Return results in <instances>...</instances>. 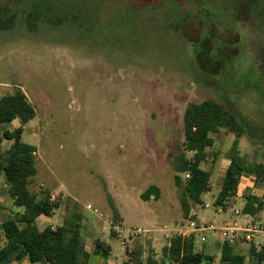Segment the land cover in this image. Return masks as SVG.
Masks as SVG:
<instances>
[{
  "label": "rangeland",
  "instance_id": "1",
  "mask_svg": "<svg viewBox=\"0 0 264 264\" xmlns=\"http://www.w3.org/2000/svg\"><path fill=\"white\" fill-rule=\"evenodd\" d=\"M157 3L0 0V23L14 18L11 28L0 30V99L22 89L37 112L23 134L37 148L38 172L30 189L40 197L50 192L59 204L50 219L55 225H63L75 212L83 216V225L99 220L96 239L88 242L92 251L106 242L113 251L111 260L126 249L133 259L144 246V260L155 250L162 256L179 227L196 218L222 227L236 209L242 210L245 195L264 198V180L246 175L229 209L214 207L235 145L249 165H264V97L248 88L260 86V78L251 72L252 44L263 41L264 34L235 26L237 37L230 27L212 28L208 18L186 20L173 0H163L160 9L150 6ZM37 4L40 20H31L35 31H30L27 15ZM222 56L232 58L230 67ZM208 98L236 112L246 133L237 138L223 129L213 135L215 144L202 164L212 174V191L204 205L193 208L194 217L187 218L173 156L185 140L188 105ZM19 127L20 120H15L1 126L0 134ZM12 145L3 140L4 158ZM4 178L1 171L2 195L8 193ZM151 186L160 188V199L145 201L142 195ZM109 197L121 214L118 223ZM5 204L0 205V248L5 245L3 222L24 210ZM256 219L264 222V210ZM110 222L144 232L123 247ZM206 236L207 243L196 237V250L219 254L217 237L213 232ZM91 258L93 264L105 261L103 255Z\"/></svg>",
  "mask_w": 264,
  "mask_h": 264
},
{
  "label": "trees",
  "instance_id": "2",
  "mask_svg": "<svg viewBox=\"0 0 264 264\" xmlns=\"http://www.w3.org/2000/svg\"><path fill=\"white\" fill-rule=\"evenodd\" d=\"M173 1L176 3V9L186 20L197 17L208 18L211 20L212 28L220 26V28L230 27L235 30L234 27L237 26L241 32L259 31L264 34V0ZM162 2L163 0H160L158 5L150 6L160 9L163 6ZM39 9L38 4L30 7L27 15L30 31H35L30 24L31 20H40V16L36 14ZM3 11L9 12L7 8ZM13 22L14 18L2 21L0 30L11 28ZM252 49L254 50L251 72L260 78V86L257 85L255 88V84H251L248 88L253 92L255 89L259 93L261 91L262 95L258 96L263 98L264 39L263 41L257 39L252 44ZM221 59L225 65L229 66L232 58L228 60L222 56ZM36 117V109L22 89H17L14 94L0 99V127L11 124L15 120L21 122V127L12 132L4 131L0 134V172H4L14 206L24 209L22 212L9 215L2 224L5 245L0 248V264H13L15 261L24 259H28L33 264H88L90 253L85 249L82 233L83 226L86 225H83V216L79 212L66 217L63 225L55 230L52 227L41 230L37 224L39 217H52L60 206L51 200L50 192L40 197L30 189L38 172L35 158L37 148L26 143L23 140V134L25 126ZM223 129L233 133L237 138H242L246 133L239 115L217 99L208 98L188 105L184 116L185 140L173 156L175 184L180 191V202L187 218H190L193 208L204 205V197L212 191V174L203 169L202 164L207 160L208 149L215 144L213 135ZM4 139L13 141L5 158L1 149ZM246 175H256L263 181L264 165H249L235 145L214 207L227 211L229 201L237 196L241 180ZM142 198L145 201L152 198L159 200L160 189L157 186H151ZM109 200L113 206L114 223H118L120 214L111 197ZM244 201L242 211L245 214L257 217L264 210V198L258 195L247 194ZM196 243L195 234L186 239L175 236L162 249L161 259H158L154 253L144 260L142 258L144 251L139 248L135 252L136 257L130 258L124 264H213V257L196 251ZM250 249L251 255L263 263L264 248L259 250L250 247ZM93 253L107 258L110 255V248L97 243ZM221 264H246V257L235 254L234 246L225 243L222 244Z\"/></svg>",
  "mask_w": 264,
  "mask_h": 264
},
{
  "label": "built area",
  "instance_id": "3",
  "mask_svg": "<svg viewBox=\"0 0 264 264\" xmlns=\"http://www.w3.org/2000/svg\"><path fill=\"white\" fill-rule=\"evenodd\" d=\"M52 200V199H51ZM54 201V200H53ZM208 209L211 204H206ZM222 211V209H220ZM120 236V245L125 247L128 242L136 240L143 232L142 229H128L121 227L120 225H114L110 222ZM55 230V227H52ZM212 231L218 235V240L222 243H228L230 245L247 244L249 247H255L257 249L264 248V222L256 219L255 216L245 214L242 210L236 209L234 212V218L227 225L222 227H216L214 224L199 226L196 222L191 221L185 228H179L177 230V236L183 239L189 238L195 232ZM203 243L207 242L205 235L201 236Z\"/></svg>",
  "mask_w": 264,
  "mask_h": 264
},
{
  "label": "crops",
  "instance_id": "4",
  "mask_svg": "<svg viewBox=\"0 0 264 264\" xmlns=\"http://www.w3.org/2000/svg\"><path fill=\"white\" fill-rule=\"evenodd\" d=\"M12 132V131H11ZM5 179V182H6V178H4ZM7 183V182H6ZM6 186H7V191H8V193H5V195L3 194H0V205H3L4 203H6L5 204V206H7V208L8 207H10V206H12V205H14V201L13 200H11V197H8L6 194H8L9 195V186H8V184H6ZM159 188V187H158ZM160 189V188H159ZM0 193H1V191H0ZM10 196V195H9ZM160 196H161V190H160ZM6 208V209H7ZM60 208V207H59ZM58 208V209H59ZM57 209V210H58ZM55 213H56V211H55ZM55 213H54V215H55ZM61 214V213H60ZM53 215V216H54ZM121 215V214H120ZM52 216V217H53ZM61 216V215H60ZM52 217H47V216H41V217H39L38 218V220H37V224H38V226H39V228L41 229V230H44V229H46L47 227H55V226H57L58 227V225H55V223H52V222H50V219L52 218ZM62 217V216H61ZM190 217H194L193 215H192V213H191V215H190ZM8 218V217H7ZM121 218H122V216H121ZM197 220L196 221H194V222H196L199 226H202L203 224H206L207 226L208 225H210V224H213V223H207V222H201L200 220H199V218H196ZM97 221H99V220H96V221H89V223L86 225V228H85V234H84V238H83V241H84V243H85V249H86V251L88 252V253H90V257H89V261H88V264H93L92 263V258H91V255L92 254H94V255H98V256H101V255H99V254H95V253H93V251H92V249H91V246H90V244H89V242H88V239L90 238V237H94V239H96V234L98 233L97 232V230L95 229L96 227V223L95 222H97ZM191 222V221H190ZM98 224H99V222H97ZM180 228V227H179ZM178 228V229H179ZM177 229V230H178ZM105 230V227L103 226V231ZM177 232V231H176ZM207 232H212V231H204V232H195V233H193V234H195L196 235V237L198 236V238H201V236L202 235H205L206 236V233ZM214 233V232H213ZM214 235L217 237V240H218V235L217 234H215L214 233ZM168 238L170 237V236H167ZM207 237V236H206ZM167 238V239H168ZM197 238V239H198ZM5 239V238H4ZM158 242L159 241V239H157V238H154V242ZM207 241H208V238H207ZM103 242V241H102ZM218 242L220 243L219 244V249H220V253L219 254H216V253H212V254H209V253H204V252H200V253H204V254H206V255H208V256H211V257H213L214 258V262H213V264H221V259H222V243L218 240ZM104 243V245L106 246V247H109L110 248V255L107 257V258H105V261L104 262H101L100 264H124L126 261H128L129 260V253L131 252V251H129V250H127L126 249V251H125V254H117L116 255V259L115 260H111V258H110V256L113 254V251L111 250V247L106 243V242H103ZM153 243V242H152ZM207 243V242H206ZM169 244V243H168ZM152 247H153V249H155V245L153 244L152 245ZM144 248V252H145V254H146V246H144L143 247ZM142 247H141V249H143ZM197 249V248H196ZM250 247H248L247 246V248L246 249H244L243 248V244H238V245H235L234 246V252H235V254H239V255H242V256H245L246 257V264H264V261H263V263H261L258 259H256V258H254L252 255H251V252H250ZM197 251V250H196ZM197 252H199V251H197ZM155 254H156V256H157V258H160L161 256H159V254H157V252H156V250H155V252H154ZM144 254V255H145ZM13 264H33V263H31L28 259H24V260H21V261H15ZM36 264H41V263H36Z\"/></svg>",
  "mask_w": 264,
  "mask_h": 264
}]
</instances>
